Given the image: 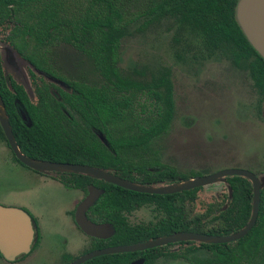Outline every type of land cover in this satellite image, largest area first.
Here are the masks:
<instances>
[{"label":"trees","instance_id":"16d2710c","mask_svg":"<svg viewBox=\"0 0 264 264\" xmlns=\"http://www.w3.org/2000/svg\"><path fill=\"white\" fill-rule=\"evenodd\" d=\"M238 2L0 0V31H7L6 40L36 69L59 78L67 87L50 90V85L31 70L36 96L33 101L21 84L12 82L13 91L9 90L0 58V92L12 114L13 131L22 152L36 159H47V155L52 154L57 160L72 163L83 157L91 166L113 170L130 180H136L132 171L137 170L145 175L141 180L143 183L160 180L172 183L188 178L189 175L162 165L157 157L148 159L145 166L130 158L132 154L137 157L150 155L153 141L169 132L175 114L174 86L169 68L151 74V81H137L125 75L120 67L122 43L132 36L136 25L140 32L157 24L170 25L167 31L174 33L172 45L179 58L200 62L213 58L227 60L234 69L248 74L260 102L264 101V59L247 40L237 21ZM62 46L71 47L82 58L81 63L90 65L93 72L101 73L97 77L105 83H89L84 76L73 80L60 73L55 57L56 50ZM135 73L144 75L138 70ZM111 78L113 87L109 84ZM140 96H144L149 104L138 110L136 102ZM17 101L24 107L32 123L30 127L23 120ZM63 120H66L64 125ZM93 127L112 141L108 148L92 132ZM147 167H153L155 171L151 173ZM201 174L191 173L190 176ZM63 182L69 189L84 192L92 184L105 189V194L91 209V215L104 222L111 218L118 221L123 211L148 201L157 202L170 215H182L184 201L190 199L196 203L201 190L168 196L140 194L80 174H72ZM227 183L232 188V198L230 193L226 196L230 200L228 209L222 211L220 204L212 206L205 214H197L196 230L230 235L248 224L252 213V185L239 176L228 177ZM175 200L178 203L171 202ZM216 211H220L219 215L210 218ZM205 221L211 224L208 231L200 228ZM138 237L133 233L121 234L114 244H130L138 241ZM263 243L264 190L255 227L236 247L224 253L219 249L217 263L236 264L246 258L251 260V254ZM247 251L251 253L248 256ZM130 258L129 254L104 256L88 264H110L111 261L125 264Z\"/></svg>","mask_w":264,"mask_h":264},{"label":"rangeland","instance_id":"374dc122","mask_svg":"<svg viewBox=\"0 0 264 264\" xmlns=\"http://www.w3.org/2000/svg\"><path fill=\"white\" fill-rule=\"evenodd\" d=\"M137 26L122 43L123 73L137 81H149L150 75L162 68L172 71L174 120L169 132L152 145L163 163L185 173L239 168L264 175V104L258 107L259 97L248 74L234 69L225 59L200 62L179 58L172 45L174 33L167 31L170 25L157 24L145 32ZM6 34V30L0 31V43H8ZM55 58L57 70L67 77L77 80L84 76L89 83L99 80L71 47H60ZM7 67L6 76L19 82L14 66ZM26 70L30 77V68ZM32 100L36 101L35 95ZM146 104L149 102L140 96L136 108ZM227 194L225 184L205 187L199 193L197 211L204 212L209 202L224 200ZM81 198V191L68 190L24 167L7 146L0 145V205L30 212L41 232V243L28 259L9 263L0 257V264H58L65 253L82 254L86 236L68 214Z\"/></svg>","mask_w":264,"mask_h":264},{"label":"water","instance_id":"95a60500","mask_svg":"<svg viewBox=\"0 0 264 264\" xmlns=\"http://www.w3.org/2000/svg\"><path fill=\"white\" fill-rule=\"evenodd\" d=\"M237 21L245 34L247 40L253 48L264 59V0H239L236 8ZM2 49L1 58L2 66L5 71L7 66H14V72L18 75L19 84L23 85L26 92L32 99L35 95L34 87L26 67H29L37 75L52 82L59 84L62 88L67 89L66 84L38 69H36L29 61H27L17 49L10 43H0ZM6 75V74H5ZM20 114L28 125L32 123L28 120L25 109L22 104L17 101ZM0 119L3 124L5 134L14 150L17 158L26 166L39 172H55V173H72L89 176L98 180H104L121 188L146 194H174L183 191H189L200 187H208L215 184H227L228 177L239 176L250 182L253 188L252 213L248 224L238 233L226 237H214L197 234H179L169 238L157 239L147 243H141L131 246L116 247L94 251L80 257L71 264H83L88 260L96 257L114 253L135 252L162 245L166 242L194 239L206 243H229L237 241L245 237L255 226L260 212L262 191L264 190V175H257L249 170L231 168L223 169L210 175L184 180L180 182H172L167 185L145 186L125 180L115 174H112L104 169H98L80 164L70 163H49L37 161L26 157L21 153L8 118L5 113L3 99L0 94ZM101 140L107 144L102 133L99 134ZM56 175V174H54ZM230 197H232V188L229 187ZM104 192L95 187L89 188V194L86 199L78 206L76 213V222L80 229L87 235L97 238H106L112 234L111 228L108 225H98L88 220L87 210L91 208ZM34 228L30 215L23 209L16 207H5L0 205V252L8 261H15L22 255L29 254L34 241ZM139 264V263H134Z\"/></svg>","mask_w":264,"mask_h":264},{"label":"flooded vegetation","instance_id":"af4514ba","mask_svg":"<svg viewBox=\"0 0 264 264\" xmlns=\"http://www.w3.org/2000/svg\"><path fill=\"white\" fill-rule=\"evenodd\" d=\"M0 58H1V54H0ZM31 72L32 71L30 70V73ZM3 73H4L3 74L4 78L6 79V82L8 84L9 90L13 91L12 82L16 83V84H19V82L12 76H9V77L6 76L4 70H3ZM34 74H36V73H34ZM94 74L101 76V73H99V72H94ZM37 76L39 77L40 80L42 78L45 82H47L50 85L49 86L50 90L52 88L60 87L59 84L52 83V82L46 80L43 76H39V75H37ZM30 77H31V74H30ZM111 79H112V81H110V83L109 82L108 83L113 87V78H111ZM58 80H60V79L58 78ZM171 80H172V75H171ZM8 82L10 83V85ZM97 82L103 84V82L105 83V80L99 79ZM173 86H174V83H173ZM0 94H1V92H0ZM1 97H2V95H1ZM35 98H36V96H35ZM2 99H3V97H2ZM174 101H175V93H174ZM3 103H4L6 116L8 118L10 127H11L12 132H13V135L15 137V134L13 131V126L11 123L12 114L9 112L4 100H3ZM262 104H264V101L260 102V98H259L258 107L261 108ZM62 111L68 116L66 109L62 108ZM62 123L64 125L66 123V120H63ZM91 130L95 134V136L99 139L100 143L104 147L108 148L109 146L107 144H105L101 140V138L99 137V134L101 132L98 131V129L94 128V127L91 128ZM103 136L105 137L107 142L109 141L108 144L112 143V141H110V139H108L104 134H103ZM160 137H158V138H160ZM158 138H156L155 140H157ZM15 140L17 142L16 137H15ZM0 145L3 147L7 146L9 148V150L12 152L14 160L17 161L18 163H20L21 165H23L24 167H26L32 171H35L39 174H42L47 178H50V179H53V180L60 182L68 190H77V191L82 192V198L76 203V205L72 208V210L68 214L70 215L69 216L70 219H72L71 220L72 224H74V226L79 231L84 233L80 229V227L77 225V222H76V213H77L78 206L88 196L90 187H95L98 190H101L104 192L100 196V198L105 194L106 190L101 188V187H98L96 185H93V184L88 186L87 192H84V191L79 190V189H69L65 186L63 180H65L66 178H71L72 173L39 172V171H36V170L24 165L17 158L14 150L11 147L9 140L6 137L5 130H4L3 124L1 122V119H0ZM17 145H18L22 154H24L28 158H31V159H34L37 161H43V162H49V163L80 164V165H85V166H89V167H94V166H91L89 164V162L86 158H83V157H81L79 162H75V163L63 162V161L57 160V157L53 156L52 154H48L47 159H36V158L30 157V156L26 155L25 153H23L18 142H17ZM152 145H153V143H152ZM152 145H151L150 155H148V156L147 155H141L140 157H137V154H132L130 157L131 160L133 162H138L139 164L145 166L146 163L148 162L147 161L148 159L153 160L155 157H157L160 160V163L162 165H164L166 167L175 168L176 170H178L176 167H173V166H170V165L163 163V161L161 160L160 153L157 150H154L152 148ZM80 155H82V154H80ZM94 168L104 169V168H99V167H94ZM104 170L121 177L120 175L113 172V170H109V169H104ZM146 170L152 173L155 171V168L147 167ZM178 171H180V170H178ZM181 173L187 174V175H189V177L185 178V179L176 180L175 182L189 180V179L200 177L203 175L213 174L212 172H209V171H206V172L190 171L187 173H185V172H181ZM191 173H202V174L199 176H192V175L190 176ZM214 173H216V172H214ZM54 174H56V175H54ZM132 174L135 176L136 180H130V179H126L124 177H121V178L128 180L130 182H133V183L142 184V185L151 186V187L157 186V185H164V184L167 185V184L171 183L170 181H167V180H160V181H152V182H148V183H143V182H141V180L143 179V177H145L144 174L139 173V171H137V170L132 171ZM83 176H85V175H83ZM87 177H89V176H87ZM90 178H92V177H90ZM92 179H95V178H92ZM95 180H98V179H95ZM99 181H102L106 184L114 185V184L108 183L104 180H99ZM204 188L205 187L196 188V189H201L198 192V200H199V193ZM193 190H195V189H192L189 191H183L180 193L190 192ZM132 192H134V191H132ZM136 193H138V192H136ZM228 193H230L229 192V185H228ZM140 194H146V193H140ZM174 194H179V193H174ZM148 195H159V194H148ZM168 195H173V194H165V195H160V196H168ZM226 196H225L224 200L216 199V200L209 202V204L206 206V210L204 212H202L201 214H205V213L209 212L212 206L215 207V205H220V204L222 206L221 207L222 211L227 210L229 207L230 200L226 199ZM100 198H99V200H100ZM230 198H232V197H230ZM225 199H226V201H225ZM198 200L196 201V203H193L192 200H190V199H187L186 201H184V205H183V209H182L183 210L182 215H178V214L170 215L167 212V210L163 206H159L157 204V202L148 201V202H144L140 205L136 204L134 206V208H132L130 210L123 211L122 214L120 215L118 221H115V219L111 218L109 221H106V222L99 220L98 217H94L93 215H91V209L95 206V204L98 202L97 201L91 208H89L87 210V213H86L87 218L89 221H91L95 224L110 226L112 234L107 236L106 238H97V237L89 236V235L84 233L86 236V241H87V243L85 245V247H86L85 251L82 254H80L79 256H74L71 253H65L62 255L60 262L58 264H71L74 261H76L77 259H79L80 257H83L84 255L89 254V253L94 252V251L116 248V247H123V246H131V245H136V244H141V243H147L150 241H155L157 239L173 237V236H176L179 234H197V235H207V236H214V237H226V236L236 234V233H233L230 235H214V234H210L208 232H200V231L196 230L197 229L196 215L200 213L199 211H197ZM171 202L178 203L177 200L171 201ZM1 206H3V205H1ZM5 207H7V206H5ZM16 208H18V207H16ZM20 209H22V208H20ZM213 209H215V208H213ZM23 210L26 211L25 209H23ZM26 212L30 215V217L32 219V224H33V228H34V232H35L34 241H33L32 247H31V251L29 254L22 255V256L18 257L15 261L6 260L0 252V257L9 263H16L19 261L24 262L26 259H28L30 257V255L37 249V247L41 243V232L39 229V223H38L35 216H33L28 211H26ZM219 213H220V211H216L214 213V215H211L210 218H212V217L214 218V217L218 216ZM210 227H211L210 222L205 221L204 225H202V227H200V228L201 229L206 228V230H207ZM131 233H133L135 236L139 235V237L137 239L138 241L130 243V244H114L115 238H117L121 234H131ZM245 237H243L237 241H233V242H229V243H206V242H201V241H197L194 239L171 241V242H166L162 245H158V246H155L152 248L139 250V251H135V252L114 253V254L102 255V256L96 257L92 260H95L97 258L104 257V256H117V255L129 254V255H131V258H130L129 262H127L125 264H134V263H139V264H228V262H226V261H222V262L220 261L219 263H217L218 259H217L216 253L219 251V249H220V252L224 253L227 249H231V248L236 247V244H238V242L243 240ZM67 242H68L67 240L63 241V243L66 244V246L68 244ZM245 254L248 256V254H251V253L247 251V252H245ZM251 257H252L251 260L246 258V259H243L236 264H264V243H263V246L261 248H259L256 252H253L251 254ZM92 260H88L83 264H88V262H90ZM110 264H113V261H111Z\"/></svg>","mask_w":264,"mask_h":264}]
</instances>
